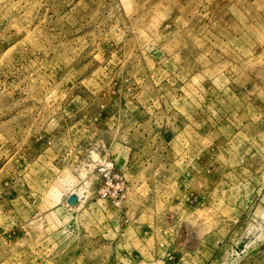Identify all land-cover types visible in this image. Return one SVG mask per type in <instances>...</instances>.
<instances>
[{"label": "rangeland", "instance_id": "rangeland-1", "mask_svg": "<svg viewBox=\"0 0 264 264\" xmlns=\"http://www.w3.org/2000/svg\"><path fill=\"white\" fill-rule=\"evenodd\" d=\"M0 264H264V0H0Z\"/></svg>", "mask_w": 264, "mask_h": 264}]
</instances>
